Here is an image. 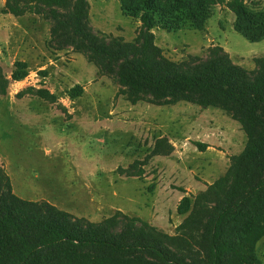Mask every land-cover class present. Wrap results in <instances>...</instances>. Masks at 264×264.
<instances>
[{
  "label": "rangeland",
  "instance_id": "obj_1",
  "mask_svg": "<svg viewBox=\"0 0 264 264\" xmlns=\"http://www.w3.org/2000/svg\"><path fill=\"white\" fill-rule=\"evenodd\" d=\"M6 2L0 0V66L8 77L16 60L27 62L29 70L0 95V168L14 192L89 221L121 211L176 234L188 215L177 211L182 197L204 191L245 148L241 123L223 108L190 101L157 104L145 96L133 102L115 73L53 38L55 21L45 12H3ZM245 2L264 9V0ZM87 5L89 26L107 41L132 42L143 30L141 20L126 15L119 0H87ZM234 21L233 11L217 4L203 30L156 26L150 32L169 60L202 61L221 46L235 64L255 75L264 39L247 40L234 29ZM77 85L83 92L71 97ZM30 87L49 90L57 102L22 93ZM163 137L173 150L149 157L143 177L117 171L144 160ZM256 252L264 260V237Z\"/></svg>",
  "mask_w": 264,
  "mask_h": 264
},
{
  "label": "trees",
  "instance_id": "obj_2",
  "mask_svg": "<svg viewBox=\"0 0 264 264\" xmlns=\"http://www.w3.org/2000/svg\"><path fill=\"white\" fill-rule=\"evenodd\" d=\"M119 1L126 15L141 20L143 30L135 41H107L93 32L87 0H7L3 12H45L55 21L53 38L115 73L133 102L147 96L157 104L184 100L231 112L247 135L245 148L204 191L182 197L177 211L188 215L173 235L121 211L94 222L48 201L24 199L0 168V264H264L256 252L264 237V57L255 75L235 64L221 46L202 61L178 63L162 55L150 32L156 26L203 30L213 8L225 4L235 14L234 29L257 42L264 39V9L255 10L245 0ZM28 73L23 60L14 62L10 77L0 66V95ZM82 92L77 85L70 96ZM22 93L57 102L44 88ZM172 150L168 139L160 138L144 160L117 171L143 177L149 157Z\"/></svg>",
  "mask_w": 264,
  "mask_h": 264
}]
</instances>
